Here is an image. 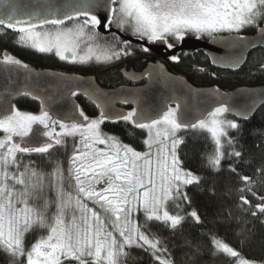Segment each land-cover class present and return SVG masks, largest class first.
Here are the masks:
<instances>
[{
  "label": "snow or ice",
  "instance_id": "1",
  "mask_svg": "<svg viewBox=\"0 0 264 264\" xmlns=\"http://www.w3.org/2000/svg\"><path fill=\"white\" fill-rule=\"evenodd\" d=\"M100 8L107 12L105 29L114 24L121 32L149 43L163 42L169 49L173 47L169 39L182 42L189 34L198 39L231 38L246 42L245 48L264 46V0H73L66 4L0 0V34L11 30L18 45L71 63L110 64L132 54L131 42L113 33L114 42L100 43L97 29L102 20L96 13ZM68 22L71 26H66ZM247 28L257 30L255 42L239 35ZM142 50L149 51L147 47ZM170 59L178 61L179 57ZM243 62V55L235 56L229 67L239 68ZM0 64L6 69L28 68L7 51ZM258 71L264 72V64ZM84 94L100 109L98 117L90 118L78 106L70 116L57 117L40 97H36L41 103L38 114L0 105V253L5 264H127L132 249L147 253L153 264H177L167 241L151 232L150 224H159L176 236L183 235L189 220L207 228L201 235L209 237L213 254L236 258V264H255L212 235L197 211L186 212L183 207L191 206L188 190L192 187L207 184L215 195L227 163L226 171L236 178L234 187H227V194L235 198L234 206L219 214L223 221L214 219L209 224L235 221L245 236V218L264 216V194L258 195L264 189V164L251 175L238 171L245 162L242 151L236 150L237 138L230 133L239 132L241 125L226 119L232 111L227 103L201 112L194 120L184 117L178 102L155 114L137 106L113 116L99 102V89ZM251 110L235 114L248 119ZM105 121L123 122L146 132L142 140L146 150L138 151L117 135L103 132ZM187 131L207 133L210 138L212 149L201 157L207 176L186 167L181 158L185 139L180 133ZM69 138L74 143L66 170L58 161L46 173L23 160L25 155L48 154L65 146ZM46 190L55 193L54 199L47 198ZM170 203L175 211L169 209ZM141 213L143 223L136 219ZM37 229L45 234L26 246V235ZM182 246L187 249L186 264H196L203 255L201 244L187 236Z\"/></svg>",
  "mask_w": 264,
  "mask_h": 264
},
{
  "label": "trees",
  "instance_id": "2",
  "mask_svg": "<svg viewBox=\"0 0 264 264\" xmlns=\"http://www.w3.org/2000/svg\"><path fill=\"white\" fill-rule=\"evenodd\" d=\"M254 31L255 28H247L243 30L241 34H252ZM14 38H16V33L10 31L0 34V48H12L11 42H13ZM205 38L207 37L205 36ZM138 49L140 51V48ZM23 56L35 65H58L53 57L45 53H38L32 49L31 51L29 50V52H24ZM137 56H144V58L148 57L146 54L140 52ZM140 59L142 60V58ZM261 64H264L263 49H257L251 52L246 63L235 72L213 69L208 59L200 51L192 54H180L179 60L171 63L170 67L175 72L185 76L193 84L200 83L197 85L202 87L208 85L209 82H217L223 91H230L242 84H264V72L258 71ZM131 65L135 64L131 63ZM101 69L102 68L99 69V72H101L99 75H101L100 78L102 83L112 86L118 79L116 71ZM209 74L214 75V79ZM79 102L83 104L80 99ZM15 105L18 109L23 111H34L38 109L37 103L27 96L18 98ZM89 113L95 116L98 111L90 109ZM226 115L234 119L230 115ZM234 120L241 125V128L239 132L233 131L230 135L237 138L238 143L236 150L242 151L245 162V165H242L238 171L251 175L256 168L264 164V105L248 120ZM101 129L106 133L117 135L123 142L129 143L138 149H143L144 145L142 144V140L144 139V135L140 130L130 129V126L125 125L123 122H105L101 125ZM130 131L134 134L130 135ZM0 135H2V133H0ZM181 136L185 139V144L180 148V155L185 161V166L197 171L201 175H209V173L204 170L203 161L201 159L205 152L211 151L212 149V144L207 133L187 131L182 132ZM73 143V140L69 138L65 146H58L50 150L49 161L65 162ZM26 157L39 160L41 159V154H30ZM224 169L225 170L219 174V185L217 186L215 195H212L207 190L209 187L207 184L201 185L199 188L192 187L188 190L189 195L192 197V203L190 207L183 206L184 211H197L201 219L205 222V225L211 228L212 235L228 243L240 253L242 258L255 261L257 264H264V223H261V220H264V216L257 219L251 217L245 218L248 221L245 236L240 234L242 225H238L235 221L209 224V221L214 219L223 221V217L219 216V214L223 209L234 206L235 198L227 194V187H234L233 181L236 178L226 171L227 163L224 164ZM259 194H264V189H261V191L258 192V195ZM249 198L251 199V197ZM169 209L175 211L171 203L169 204ZM137 219L140 223H143V214H139ZM150 229L151 232L158 233L167 241V246L172 252V255L176 258L177 264H186L184 252L187 251V249L182 246L183 236L198 241L202 246L203 255L196 264H236V258L221 253L213 254L210 251L209 237L201 235L207 232V228L198 226L191 220L184 224L182 230L183 235L177 233L176 236H173V234L167 231L163 226L156 223L150 224ZM40 235L41 231L39 229L29 232L25 238L27 245H30ZM129 261L133 264H153L151 257L138 249L131 250ZM0 264H5V258L2 253H0Z\"/></svg>",
  "mask_w": 264,
  "mask_h": 264
},
{
  "label": "water",
  "instance_id": "3",
  "mask_svg": "<svg viewBox=\"0 0 264 264\" xmlns=\"http://www.w3.org/2000/svg\"><path fill=\"white\" fill-rule=\"evenodd\" d=\"M17 2L28 3L29 0H17ZM30 2L37 3L43 2V0H30ZM52 2L66 4L72 3L73 0H52ZM96 13L102 20L101 26L97 29L100 35L107 36L115 33L116 36L120 37V40H129L133 45H139L142 48L147 47L149 49L145 52L147 55L165 60L181 52L192 54L195 51H201L213 69L235 72L246 63L251 52L257 49L264 50V46L242 47L246 42H237L231 38L216 40L209 38L205 40L196 37H185L177 46L169 49L163 42L148 43L145 40L141 41L138 38L123 34L112 26L110 29H105L103 24L106 22V10L100 8L96 10ZM8 31L12 32L11 30ZM221 35L229 37V34L223 33ZM239 35L247 37L248 41L255 42L259 34L255 30L252 34ZM240 55H243L244 62L239 68L229 67L230 60ZM213 60H216L217 63H213ZM122 72L124 78L134 85L103 88L97 83L95 75L63 72L50 68L32 70L14 66L6 69L4 65L0 64V105L8 108L14 105V101L19 97L28 96L38 101L41 108L40 99L36 98L40 97L45 100L52 114L64 118L70 116L78 106L76 98L71 95V92H77L96 105L93 98L84 94L85 90L94 92L96 89L100 90L99 102L105 104L106 111L113 116L120 112H127L120 104L132 108L139 106L145 111L155 114L160 110H165L168 105L175 106L178 102L184 117L188 120H194L201 112L210 110L211 107L223 102L232 109L228 115L236 120H248L264 105V95H261L264 93V85L242 84L230 91H223L213 86H195L185 77L171 73L160 60L148 62L139 72L134 70H122ZM148 73H151V76L147 75ZM133 74L136 76L135 79L131 78ZM143 80H145L144 84L136 85ZM216 89H219V94L215 93ZM25 91L30 92L31 95L20 94ZM123 100L129 102L123 103ZM253 101H255L254 104ZM247 108L252 109L248 119H243L235 114L236 111H244Z\"/></svg>",
  "mask_w": 264,
  "mask_h": 264
},
{
  "label": "flooded vegetation",
  "instance_id": "4",
  "mask_svg": "<svg viewBox=\"0 0 264 264\" xmlns=\"http://www.w3.org/2000/svg\"><path fill=\"white\" fill-rule=\"evenodd\" d=\"M66 25H71V22H68ZM112 27L118 29L114 24L112 25ZM122 33L125 34V35H128V36H131L130 34H128V32H122ZM224 34H227V33H224ZM100 36H101V39H100V43L101 44L107 43V42H114L113 34L107 35V36H102V35H100ZM131 37H134V36H131ZM186 37H196V36L193 35V34H189ZM206 37L207 38H205V36H202L201 39L205 38V40H206V39L210 38L208 36H206ZM104 38H106V39H104ZM15 41H16V38H14L13 42H11V47L12 48H7V47L6 48H0V58H2L3 53L5 51H7L9 54L15 56L16 58L21 60L23 63L27 64L28 68H30L32 70L50 68V69H57V70H60V71H63V72H73V73H79V74H83V75H95L97 83L103 88H110V87H115V86H119V85H134L133 83H131L130 81H128L127 79L124 78L122 70H126V71L134 70L136 72H139V71L143 70V68L145 67V65L148 62H154L155 61V59L144 58V56L143 57H138L137 54L139 52L143 53V54H146V53L142 50L141 46L131 44V53H132L131 55L124 56L120 60L114 61V62H112L110 64H102V63H95V62H91V63H87V64L71 63L69 61H65V60L59 59V57H57L55 54H46L45 53L46 55H49V56L53 57L56 60V62L58 63V65H55V66L35 65L32 62H30L27 58H25L23 56V53L24 52H29V50L31 51V48L22 47V46L18 45ZM168 43H172L173 46H177L179 44V42H176L175 40H172V39H169ZM138 48H140V51H139ZM195 52H197V51H195ZM183 53H185V52L178 53L175 56L179 57L180 54H183ZM185 54H188V53H185ZM140 58H142V60ZM167 61H168L167 65H169V66H170L171 63L176 62V61H172L171 59H168ZM131 63H134L135 65H131ZM100 68H102L101 70H115L116 71L118 79L112 86L102 83V80L100 78L101 75H99V73H101V72H99ZM209 75L214 79V77H215L214 75H212V74H209ZM189 82H191V81H189ZM144 83H145V80H143L142 82L138 83L137 85H142ZM212 83L213 82H211L209 84L211 85ZM197 84H200V83H196V84H193V85L199 86ZM209 84L206 85V86H210ZM244 85H246V84H244ZM248 85H250V84H248ZM262 85H264V84H262ZM75 98H76V101L78 103L79 109H82L87 116H89L90 118H95V117L99 116L100 110L96 107V105L92 104L86 97H84V96H82V95L77 93L75 95ZM79 99H80V101H82L83 104H80ZM17 100L18 99H16L14 101V105H15V102ZM31 100H33V99H31ZM33 101H35L37 103L38 109H36L34 111H30V112L38 114L39 111H40L39 102L36 101V100H33ZM120 106L124 107L126 109V111H130L132 109V107H129V106H126V105H121L120 104ZM173 107H175V106H173ZM90 109L96 110V111H98V113L95 116H92L89 113ZM108 123H114V122H108Z\"/></svg>",
  "mask_w": 264,
  "mask_h": 264
},
{
  "label": "rangeland",
  "instance_id": "5",
  "mask_svg": "<svg viewBox=\"0 0 264 264\" xmlns=\"http://www.w3.org/2000/svg\"><path fill=\"white\" fill-rule=\"evenodd\" d=\"M66 26H71V25H66ZM119 30V29H118ZM120 31V30H119ZM128 34H130L131 35V33L130 32H128ZM241 34V33H240ZM132 36V35H131ZM135 37V36H134ZM135 38H137V37H135ZM146 41V40H145ZM148 42V41H147ZM209 83H211V82H209ZM210 86H213V87H216V88H220V89H222L221 87H220V85L217 83V82H213ZM223 90V89H222ZM36 114V113H35ZM226 119H229V120H234V119H232V118H230V117H228L227 115H226ZM103 131V130H102ZM104 132V131H103ZM143 132V135H144V138L146 137V132H144V131H142ZM106 133V132H105ZM182 134V132L180 133V135ZM123 142V141H122ZM123 143H126V142H123ZM126 144H129V143H126ZM129 145H131V144H129ZM132 147H134L133 145H131ZM136 150H138V151H145L146 149H145V147L143 146V149L141 148V149H138V148H136V147H134ZM72 152H73V146L71 147V150L69 151V155H68V157L66 158V160H65V162H62V164H63V167H64V169L66 170L67 169V167H68V158H69V156H71L72 155ZM26 156H29V155H25L24 157H23V160L25 161V162H28V161H32L33 163H34V165H35V167H37V169L38 170H40V171H43V172H46V173H48V172H51V170H52V168H53V166H54V164L56 163L55 161H53V162H50L49 161V157H50V155H49V153L48 154H41V159H39V160H34V159H30V158H27ZM65 176H67V174H66V171H65ZM68 183H69V181L67 180V178L65 179V187H66V189H67V186H68ZM46 196H47V198L48 199H54V197H55V193L54 192H50V191H47L46 190ZM41 203H42V201H41ZM88 204H89V207H92L93 205L91 204V202H87ZM51 211H54V208L53 209H51ZM50 214V213H49ZM103 214V213H102ZM69 215H71V213H69ZM138 217V216H137ZM137 217H136V219H137ZM41 231V235H43V234H45L44 233V231L43 230H40ZM39 237V236H38ZM37 237V238H38ZM36 238V239H37ZM35 239V240H36ZM34 240V241H35ZM33 241V242H34ZM25 243H26V241H25ZM26 246H29V245H27V243H26ZM130 260V257H129V259L127 260V264H133L131 261H129ZM255 264H257V263H255Z\"/></svg>",
  "mask_w": 264,
  "mask_h": 264
},
{
  "label": "bare ground",
  "instance_id": "6",
  "mask_svg": "<svg viewBox=\"0 0 264 264\" xmlns=\"http://www.w3.org/2000/svg\"><path fill=\"white\" fill-rule=\"evenodd\" d=\"M147 55V54H146ZM148 57L147 58H149V59H155V61L156 60H160V61H162L166 66H167V68H168V70L171 72V73H173V74H175V75H181V74H179V73H177V72H175L174 70H172L171 69V67L169 66V65H167V60L168 59H161V58H158V57H155V56H151V55H147ZM181 76H183V75H181ZM183 77H185V76H183ZM186 78V77H185ZM187 79V78H186ZM188 80V79H187ZM140 83V82H139ZM138 84V83H137ZM136 84V85H137ZM119 86H121V85H119ZM115 87H117V86H115ZM110 88H114V87H110Z\"/></svg>",
  "mask_w": 264,
  "mask_h": 264
}]
</instances>
